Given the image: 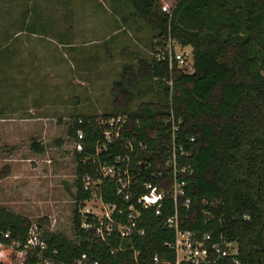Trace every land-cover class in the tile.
I'll return each mask as SVG.
<instances>
[{
	"label": "trees",
	"instance_id": "1",
	"mask_svg": "<svg viewBox=\"0 0 264 264\" xmlns=\"http://www.w3.org/2000/svg\"><path fill=\"white\" fill-rule=\"evenodd\" d=\"M124 4L126 0H121ZM128 15L141 16L160 39L175 38L190 45L193 68L190 71L168 56L158 59L140 57L137 71L133 63H126L122 76L113 84L116 111L102 112L107 117L119 111L129 113L127 132L145 139L148 148H140L153 161L166 157V141L170 137L164 117L170 107L182 117L178 139L190 150L181 157L193 172L188 178L189 207H184L183 225L199 232L211 231L214 238L227 234L238 244L235 258L224 257L223 264H264V0H177L172 8L161 0H129ZM166 79L164 96L142 100L130 109L129 100L136 76ZM171 80V82H169ZM82 118V120H79ZM136 118L139 120L136 121ZM85 134L82 150L74 148L76 176L67 184L75 202L73 228L75 235L43 228L49 248L58 247L55 257L70 259L87 247L86 238L78 243L76 236L85 230L80 226L79 198L86 196L81 177L96 168L94 142L102 135L104 125L97 114L75 115L69 134L77 138V128ZM194 136V138H191ZM40 149V142L33 141ZM122 150L110 145L108 151ZM150 148V149H149ZM148 177V176H147ZM154 182H159L152 177ZM163 182L170 183L165 173ZM113 200V191L104 194ZM174 205L167 199L161 213L145 209L142 222L144 234L136 235L134 248L127 247L113 253L105 242L95 241L99 264H165L154 262L153 254L173 257L174 251L166 241L174 237V230L164 224ZM40 220L43 217L39 218ZM34 222L18 211L0 205V264H34L38 250L21 251L13 241L23 243ZM5 232H9L8 235ZM201 264H215L213 262Z\"/></svg>",
	"mask_w": 264,
	"mask_h": 264
},
{
	"label": "rangeland",
	"instance_id": "2",
	"mask_svg": "<svg viewBox=\"0 0 264 264\" xmlns=\"http://www.w3.org/2000/svg\"><path fill=\"white\" fill-rule=\"evenodd\" d=\"M176 1L161 3L172 8ZM130 6L129 0H0V205L29 216L40 232L75 235L67 186L76 176L69 134L75 115L103 119L102 112L117 110L112 88L126 63L137 71L140 57L169 46L191 49L158 38L141 16L135 30L131 15L122 17ZM165 81L138 74L130 109L162 98Z\"/></svg>",
	"mask_w": 264,
	"mask_h": 264
},
{
	"label": "built area",
	"instance_id": "3",
	"mask_svg": "<svg viewBox=\"0 0 264 264\" xmlns=\"http://www.w3.org/2000/svg\"><path fill=\"white\" fill-rule=\"evenodd\" d=\"M168 56L169 64L174 62L190 71L193 68L194 55L190 48L180 50L169 46L166 53L156 52L158 59ZM191 67V69H189ZM171 82V80L169 81ZM79 120H82L80 118ZM104 125L102 135L94 142L96 168L93 172H86L81 177V188L86 196L79 198L80 226L85 232L76 236L78 243L86 238L87 247L72 258L55 257L58 247L49 248L47 239L39 231V225L33 223L29 228L26 240L13 242L20 246L21 251L36 248L37 260L34 264H99L100 258L94 254L98 248L95 241L105 242L115 253L127 247L134 248L135 257L139 248L134 247V237L144 234L146 227L142 222L145 209H154L161 213L167 199H171L174 209L170 212L164 224L174 230V237L166 244L174 251L173 257L162 258L156 252L154 262L165 264H201L220 263L224 257L235 258L238 244L227 234L214 238L211 231L199 232L198 229L184 226V207H189L191 196L187 192L188 178L193 172L190 163L181 161V157L190 152L183 142L178 139L182 124V117L177 115L172 107L164 117V124L170 137L166 141L167 155L153 161L146 158L140 148L147 149L148 143L137 134L127 132L129 127V113L119 111L103 119L97 118ZM139 119L136 118V121ZM75 148L82 150L84 130L77 128ZM191 138H194L192 136ZM119 145L122 150L108 151V156L102 157L100 152L109 150L110 145ZM150 149V148H149ZM165 173L170 177L168 185L163 182ZM148 176V177H147ZM155 177L159 182H154ZM113 191V200L106 199L104 194ZM6 235L9 232H5ZM16 264H23L18 260ZM132 264H139L134 261Z\"/></svg>",
	"mask_w": 264,
	"mask_h": 264
},
{
	"label": "crops",
	"instance_id": "4",
	"mask_svg": "<svg viewBox=\"0 0 264 264\" xmlns=\"http://www.w3.org/2000/svg\"><path fill=\"white\" fill-rule=\"evenodd\" d=\"M129 16V15H128ZM130 18H132V21H133V23H136V25L134 24L133 25V28L136 30H139V27H142L143 26V24H142V21H140V19H138V17L137 16H135V15H131V17ZM129 18H126V20H128ZM151 41H152V39H150L149 38V42L151 43Z\"/></svg>",
	"mask_w": 264,
	"mask_h": 264
}]
</instances>
